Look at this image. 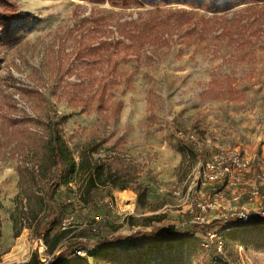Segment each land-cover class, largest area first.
I'll list each match as a JSON object with an SVG mask.
<instances>
[{"label":"rangeland","instance_id":"obj_1","mask_svg":"<svg viewBox=\"0 0 264 264\" xmlns=\"http://www.w3.org/2000/svg\"><path fill=\"white\" fill-rule=\"evenodd\" d=\"M93 8L112 15L113 21L129 18V12L135 18L141 10L85 0H0V15L19 13L9 19L15 41L0 43V264L23 263L33 253L47 262L75 239L109 237L118 247L134 250L129 243L144 240H134L138 231L185 234L192 224L219 220L231 225L237 212L254 211L259 204L248 189L232 199L226 184L188 186L191 173L217 151L247 155L252 175L264 178V8L252 11L254 24L239 30L244 42L235 29L231 36L223 31L232 22H245V13L231 19L240 6L228 10L225 21L187 5H162L171 10L160 15L163 24L179 16L174 10L179 8L192 11V22L164 27V39L137 54H119L116 82L106 68L82 76L106 84L105 120L94 103L86 111L69 100L76 90L70 87L77 82L75 71L83 67L73 53L77 26L87 24L83 22ZM117 101L121 108L113 117L110 108ZM51 124L57 125L76 164L89 150L94 159L133 171L127 192L99 186L94 201L85 204L79 199L85 172L78 169L47 200L49 176L32 159L42 152ZM18 165L34 173L37 195L44 199L34 218L22 195L17 196ZM213 192L223 207L194 209L201 194L206 193V201ZM119 193H128L133 206L123 207ZM200 215L204 222L196 220ZM18 242L26 246V254L11 261ZM143 255V264H264V219L229 228L217 225L188 241L162 242Z\"/></svg>","mask_w":264,"mask_h":264},{"label":"trees","instance_id":"obj_2","mask_svg":"<svg viewBox=\"0 0 264 264\" xmlns=\"http://www.w3.org/2000/svg\"><path fill=\"white\" fill-rule=\"evenodd\" d=\"M94 4H103L107 2L111 8L119 9H141L136 11V17L133 18L132 13L126 14L129 18L119 17L113 21L112 15H104L102 9L93 8L87 19L83 23H87L84 27L77 26V34L73 53L76 54V61L83 65L81 71L76 70L75 76L77 82L70 85L71 88H76L75 92L70 96V104L82 107L83 110L90 111L93 107L97 111L101 120L106 119L108 109V101L106 96V84H98L95 77H82L93 75L95 70L102 68L108 69L109 76L113 81L119 80L120 71L118 70L117 56L123 54H137L141 49L155 45L160 38L164 39L167 26L182 28L188 22H192L190 17L193 13L186 9H174L175 19L168 18V21L163 24L164 20L160 15L164 12H170V9L162 10V5L182 4L193 8L201 9L206 12L214 13L213 16H220L227 21L225 13L240 6L231 12L233 16L240 13L248 14L243 24L237 20L230 28L223 31L230 36L235 35L233 29L239 34V30L245 26L254 24L255 18L251 20V12L257 9L264 8V0H85ZM149 7L150 9H146ZM164 11V12H163ZM9 15H0V43L9 44L15 41L11 36L9 29V19L11 16H19V13L8 11ZM217 13H223L218 14ZM21 15V14H20ZM147 15V16H144ZM203 16V15H202ZM184 17H187L185 19ZM214 17V18H215ZM124 18V19H123ZM234 20V19H233ZM232 20V21H233ZM239 23V24H236ZM165 25V26H164ZM165 27V28H164ZM264 32V31H262ZM162 36V37H161ZM231 38V37H230ZM237 38L242 40L243 35H237ZM237 42V39L233 40ZM246 42V40H243ZM249 41L248 43H251ZM247 43V44H248ZM236 46V47H237ZM235 47V48H236ZM74 68V67H72ZM86 74V75H85ZM102 78V77H101ZM104 80V79H100ZM115 104V105H114ZM114 107L110 108V115L116 116L117 111L121 108V102L113 103ZM42 152L36 151L33 156V164L39 165L44 171V174L49 176L50 186L47 192V200H52V197L59 189L60 185L68 182L70 177L81 170L85 172V178L80 186L79 199L81 202L88 204L94 201L95 191L99 186H108L110 189L117 188L119 190L126 189L129 185V180L134 174L129 169L114 167L108 159L97 158L90 156L89 150H84L81 154V159L78 164L75 163L68 146L66 145L60 130L56 124H51L48 127L46 141L42 143ZM19 173V195H22L25 200L27 211L36 217L44 207V199L39 197L36 192V182L34 173L24 172L20 165L17 166ZM26 179L23 186L22 181ZM123 192H127L124 190ZM128 194V193H126ZM29 217L26 216V219ZM54 219H50V222ZM47 223H45L46 225ZM40 225V223H38ZM217 225L230 226L244 225L240 220H233L231 225H227L222 221H213L210 223L192 224L190 229L185 234L172 232L168 229L166 234L160 235L152 232H140L134 234V240L144 237L142 242L129 243V246H135L134 250L129 247H118L112 238H99L95 240L75 239L69 243L65 249L59 251L49 261L43 262L38 258L36 253H33L28 261L19 264H143L144 251L154 250L156 247L168 240H191L195 233L210 230L213 231ZM43 228L45 227L42 225ZM47 231H43L46 236ZM18 235V234H17ZM16 235V236H17ZM214 249L211 245L210 250ZM80 251V252H78ZM87 253L85 256L82 253Z\"/></svg>","mask_w":264,"mask_h":264},{"label":"built area","instance_id":"obj_3","mask_svg":"<svg viewBox=\"0 0 264 264\" xmlns=\"http://www.w3.org/2000/svg\"><path fill=\"white\" fill-rule=\"evenodd\" d=\"M252 173V160L247 155L217 151L212 153L191 173L193 180L188 189L191 190L197 185L200 188H205L209 185L222 183L228 186L232 199L238 198L242 188L244 190L248 189L250 198H256L259 204L254 211L237 212L235 219L240 220L242 223L248 222L252 218L264 219V203H262L264 201V178L260 174L254 176ZM205 194H201V197L195 200L194 209L205 212L223 207V202H217V192H213L208 196L206 201ZM107 205L111 207L112 203L107 202ZM196 220L204 222V216H197ZM91 230L96 232L97 229L93 226ZM215 236H217L216 233L210 234L211 238Z\"/></svg>","mask_w":264,"mask_h":264},{"label":"bare ground","instance_id":"obj_4","mask_svg":"<svg viewBox=\"0 0 264 264\" xmlns=\"http://www.w3.org/2000/svg\"><path fill=\"white\" fill-rule=\"evenodd\" d=\"M119 202L123 205V207H132L133 206V200L131 196H128L124 193H119ZM26 254V246L22 242H18V244L13 249L12 255H11V261H17L22 259Z\"/></svg>","mask_w":264,"mask_h":264}]
</instances>
